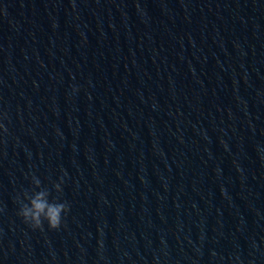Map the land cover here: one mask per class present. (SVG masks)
I'll list each match as a JSON object with an SVG mask.
<instances>
[{"label":"water","instance_id":"water-1","mask_svg":"<svg viewBox=\"0 0 264 264\" xmlns=\"http://www.w3.org/2000/svg\"><path fill=\"white\" fill-rule=\"evenodd\" d=\"M0 123V264H264V0H0Z\"/></svg>","mask_w":264,"mask_h":264},{"label":"clouds","instance_id":"clouds-1","mask_svg":"<svg viewBox=\"0 0 264 264\" xmlns=\"http://www.w3.org/2000/svg\"><path fill=\"white\" fill-rule=\"evenodd\" d=\"M3 124L0 123V128H3ZM36 186L40 185V180L33 176L32 179ZM62 183L55 184L57 191H63ZM47 193L40 191L30 197H24L27 200L26 204H22L19 209V215L23 218L24 222L30 225L33 229H41L44 222L52 230H58L61 228L63 218L68 213L69 207L66 203L56 202L50 203L47 199Z\"/></svg>","mask_w":264,"mask_h":264}]
</instances>
